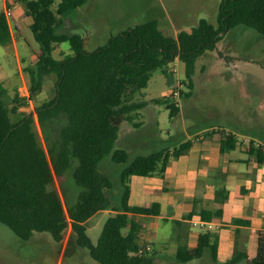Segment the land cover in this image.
<instances>
[{"label": "trees", "instance_id": "obj_1", "mask_svg": "<svg viewBox=\"0 0 264 264\" xmlns=\"http://www.w3.org/2000/svg\"><path fill=\"white\" fill-rule=\"evenodd\" d=\"M87 1L61 0L54 9L55 0H19L32 17L30 27L39 46L31 47L36 60L25 67L30 81L28 96L18 91L11 97L0 82V221L25 240L40 231L50 232L61 242L71 226L75 242L101 264H157L154 249L139 245L134 215H158L161 202L131 205L130 180L132 175L163 176L171 158L186 153L192 140L173 150L162 147L132 157L127 148L116 146L122 123L129 120L141 125L134 119L148 104L144 89L155 71L169 73L171 60L180 58L185 63L192 92L198 59L213 50L223 34L247 26L264 35V0H222L218 27L202 18L191 31L182 30L177 36L164 32L158 20L151 19L111 36L107 44L93 51L85 49L82 34L63 30L65 18ZM64 41L70 42L73 52L56 57L53 53ZM0 43L11 50V29L3 12ZM50 75L56 76L53 94L36 107L49 143L46 151L35 128V114L26 113L18 120L13 115L23 103L35 99ZM166 105L171 116L180 112L175 102ZM237 142L238 136L229 132L223 148L235 147ZM250 150L264 158L254 139ZM107 155L114 162H128L121 171L123 188L118 199L110 193L113 179L101 169ZM55 174H70L78 187L75 201H68L67 206L52 187ZM105 208L114 213L95 244L86 221ZM216 216H220L219 210L201 213L205 219ZM126 227L129 231L123 232ZM208 250L217 259V238L211 230H202L196 245L178 247L176 259L186 262L203 257ZM245 258L246 251L238 250L226 264ZM252 262L264 264V230L258 233Z\"/></svg>", "mask_w": 264, "mask_h": 264}, {"label": "rangeland", "instance_id": "obj_2", "mask_svg": "<svg viewBox=\"0 0 264 264\" xmlns=\"http://www.w3.org/2000/svg\"><path fill=\"white\" fill-rule=\"evenodd\" d=\"M60 1L55 0L54 9ZM221 2L222 0H88L65 18L63 30L82 34L85 49L93 51L107 44L111 36L151 19L158 20L159 27L164 32L175 36L182 30L191 31L202 18L208 19L218 27ZM1 6L0 0V12ZM17 17V13L11 16L13 20ZM29 18L32 20V17ZM23 35L27 37V41L22 38L19 43L22 70L19 68L15 50L4 53V47L0 43V82L7 88L11 97L18 91L26 94L24 83L26 82L29 88L30 81L25 67L29 62H33L31 56H35L31 47L39 46L30 26L23 27ZM72 52L70 42L64 41L57 46L53 54L61 57L64 53ZM169 69L168 74L161 70L155 71L144 89L148 102L146 111H154L152 116L150 115L151 119H147L148 114L144 111V115L136 116L134 120H142L145 124L139 128L132 125V130L137 132L134 136L148 142L140 147L135 138L128 134L125 137L127 127L133 124V121L125 120L121 126V138L116 143L117 147L132 145L131 156L162 147L173 150L181 142L206 136L213 128L232 130L240 137L252 134L264 142L263 34L247 26H239L223 34L216 47L198 59L192 92L186 79L185 63L180 58H175L169 63ZM55 80L56 76H48L35 99L23 103L19 112L13 115V118L18 120L26 113L35 114V128L46 151L49 143L38 120L36 107L52 96ZM175 90L178 94H174ZM169 101L180 107V112L175 116H171V111L166 105ZM176 158L178 157L173 156L171 160ZM127 164L128 162L112 161L110 155L105 156L101 162V169L114 181L110 193L115 199H118L122 192L120 175ZM155 176L162 178L160 174ZM52 187L59 191L66 206L68 201H75L78 187L70 174H55ZM217 187L219 189V186ZM197 206L195 203L194 207ZM113 213L112 208H107L87 219V233L95 244L99 242L104 225ZM134 217L138 222L139 245H150L154 249L157 264H226L237 250L250 249L253 254L257 247L256 237L251 241L250 234H243L241 230H235L234 226L225 225L220 230L212 231L214 238L219 241L217 259H214L208 250L203 257L182 262L176 259L177 249L184 244L192 246L190 231L199 232V228L189 223L176 225L175 218H151L141 215ZM152 220L158 222L156 233L151 230V225L154 224ZM128 231V227L123 228V232ZM243 260L237 264H254L249 258ZM0 264L101 263L91 256L86 247L75 242L71 226L66 230L61 242L50 232L40 231L25 240L10 226L0 221Z\"/></svg>", "mask_w": 264, "mask_h": 264}, {"label": "crops", "instance_id": "obj_3", "mask_svg": "<svg viewBox=\"0 0 264 264\" xmlns=\"http://www.w3.org/2000/svg\"><path fill=\"white\" fill-rule=\"evenodd\" d=\"M1 4L3 13L6 14L8 10L12 11L11 15H6L12 35L11 50L14 49L17 53L19 68L22 70L19 43L22 38L27 41V37L23 35V27L30 26L32 20L25 13L19 0H1ZM15 13L18 14V17L13 20L11 16ZM3 47L4 53L11 52V50L7 51L4 45ZM34 57L31 56L30 58L33 59V62H35ZM21 75L23 76L22 72ZM24 85H26V82ZM146 106L141 110L140 115H144L145 111L148 114L147 119H151L154 111H146ZM141 122L140 126H134L131 123L125 131V137L127 134L130 137L132 136L135 138L137 145H141L140 147L148 141L144 142L139 137L134 136L137 132L133 131L132 128L133 126L139 128L145 124L144 121L141 120ZM229 132H233L238 136V142L235 147L224 149L223 140ZM211 133L213 134L211 135ZM119 138H121V130ZM253 139L261 141L252 134H245L240 137L235 131L213 128L206 136H198L192 139L189 150L178 158L171 160L161 179L155 175H132L129 197L131 205H148V202L153 201L161 202L160 214L135 215L151 218L153 216H160L165 219L175 218L176 225H183L190 224L189 219L191 217H201L204 210H219L220 216L213 218L221 224L216 230H220L225 225L234 226L235 230H241L243 234H250L251 241H254V237H256L257 242L259 231L264 230V158L260 159L258 152L250 150V140ZM131 146L130 144L129 146L123 145L129 150L130 154ZM141 153L143 152L135 155ZM217 186H219V189H217ZM195 203L198 205L197 208L194 207ZM106 209H101L97 213ZM152 221L154 224L151 225V230L156 233L158 232V222L156 220ZM199 230L202 231V229ZM201 231H190L189 238L192 240L190 241L192 246L197 244ZM65 247L66 245H64ZM244 251L247 253V258L252 261L256 250L253 254L250 253V249Z\"/></svg>", "mask_w": 264, "mask_h": 264}, {"label": "built area", "instance_id": "obj_4", "mask_svg": "<svg viewBox=\"0 0 264 264\" xmlns=\"http://www.w3.org/2000/svg\"><path fill=\"white\" fill-rule=\"evenodd\" d=\"M11 13H12V11L8 10L6 12V15H11ZM25 88L27 90L26 94H21V95L28 96L29 95V88L26 85H25ZM174 94H178V91L175 90ZM251 141L252 140H250V143H251ZM255 145L260 147V149L264 153V142L263 141H255ZM189 222L194 227H197V228L202 229V230H211V231L218 229L220 227V225H221L220 222H218L215 219H205V218H202V217H191L189 219ZM147 248L149 249V248H151V246L147 245ZM143 249L144 248H141L140 252H142Z\"/></svg>", "mask_w": 264, "mask_h": 264}]
</instances>
